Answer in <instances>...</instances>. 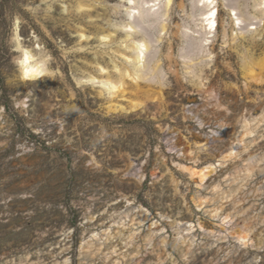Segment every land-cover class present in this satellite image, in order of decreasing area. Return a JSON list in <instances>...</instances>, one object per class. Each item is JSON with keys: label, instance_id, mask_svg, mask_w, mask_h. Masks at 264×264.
<instances>
[{"label": "rangeland", "instance_id": "obj_1", "mask_svg": "<svg viewBox=\"0 0 264 264\" xmlns=\"http://www.w3.org/2000/svg\"><path fill=\"white\" fill-rule=\"evenodd\" d=\"M215 1L217 29L204 40L197 0H170L167 7L162 0L160 17L147 30L138 92L127 78L121 93L90 76H98L97 63L111 77L117 75L114 64L123 66L117 50L125 38L119 27L127 22L128 0H0V264H51L65 256L70 264H81L78 253L89 231L108 224L127 199L148 208L154 219L162 213L200 221L207 230L220 228L193 206L197 179L177 162L190 164L194 153L199 164L215 162L218 151L235 139L240 119L256 117L264 107V65L256 69L261 84L242 67L249 60L264 62V0ZM231 4L241 29L233 28ZM102 33L113 40H99ZM23 48L52 58L48 76L23 79L18 62ZM202 85L218 94L221 108L208 103ZM259 133L263 136L244 157L264 151V121L253 137ZM166 137L176 148L170 149ZM203 139L216 148L201 150L196 145ZM132 163L138 165L129 171ZM224 169L212 177H222ZM261 183L264 171H257L244 190ZM250 193H238L236 199H245L236 205H251L247 216L254 222L264 213V195ZM165 226L171 256L161 264H171L178 248ZM254 237L264 241V223L256 225ZM234 241L229 236L204 249L195 245L184 264H209ZM121 242L113 238L108 245L124 251ZM262 244L245 249L236 264H264ZM141 253L140 264H152V246ZM92 262L102 264V255ZM216 264H225L224 258Z\"/></svg>", "mask_w": 264, "mask_h": 264}, {"label": "bare ground", "instance_id": "obj_2", "mask_svg": "<svg viewBox=\"0 0 264 264\" xmlns=\"http://www.w3.org/2000/svg\"><path fill=\"white\" fill-rule=\"evenodd\" d=\"M169 2L170 0H167L166 7ZM161 3L162 0H137L136 2L128 0V3L126 2L128 5L124 9V12L127 22L122 24V27H119V31H123L125 38L120 41L119 49L117 50L119 56L123 59V66L118 67L117 64H114L113 68L115 69L113 70L117 71V75L116 77H111L106 71L105 66L97 63L96 67L99 71L98 76H96L97 79L90 76L93 83L108 82L115 90L124 93L128 87L125 80L129 78L134 80V91L136 93L138 92V80L141 76V69H143L142 66L145 62L146 51L149 46L147 30H152L153 23H157L160 17ZM196 6L200 9L199 23L205 32V40V37L213 35L217 29L218 8L216 7L215 0H197ZM229 15L232 17L231 22L233 28L241 29L239 13L232 4L229 8ZM143 24L147 26L145 27ZM162 29H164V25ZM83 34L81 33V36ZM132 36L136 39H133L129 43L128 39ZM85 38H88V36H85ZM97 38L101 41H108L113 40V35L110 33H102ZM206 43L207 41H203L202 43L197 42L195 51L197 48L200 49L202 44ZM35 59L36 56L29 49H21L18 55V62L23 79L32 80L40 78H33ZM257 65L262 68L264 62L258 64L256 61L249 60L242 67L246 76L251 81L261 84L259 82L263 81V78L261 71L256 70ZM134 83L131 82L129 85H134ZM202 87L204 88L203 92H205V96L209 97L208 103L213 102V105L221 108L222 104L218 94L204 85ZM263 121L264 107H262L258 116L249 119L248 117L240 119L239 130H237L235 139L229 147L218 151V158L215 159V162L206 161L203 164L197 163V160H195L196 153L192 155L194 152L193 149L188 150V154L192 155L190 159L194 158L192 159L193 161L189 162L190 164L177 162L179 170L188 173L191 179H197V189L192 196L193 206L203 210L209 218L219 221L220 228H210V230H207L200 221L195 224L192 221L178 220L177 217L168 219L170 218L169 215L162 213L159 214V218L154 219L155 215L148 208L142 205H135L134 199H127V204L124 209L119 211L115 216H112L108 224L104 225L103 228L100 226V229H92L89 231L87 239H84L80 245V253H78L81 264H95L92 260L99 255L103 257L102 264H140L141 257H143L141 252L147 246H152L154 259L152 264H161L167 259V256H171V253L168 252V238L164 235L166 232L164 231L166 224L172 229V244L178 248V257L177 259H172L171 264H184L187 262L193 257V251H196L194 249L195 245H198V247H195L196 249H204L206 246H211L214 241L229 236L235 240L233 245L230 249L226 250V253L220 256L217 254L209 264H216L221 258H224L225 264H236L239 263L240 257L245 252L244 250L249 246L255 245L257 248L263 246L262 243L264 241L261 237H258L256 242L254 228L258 223H264V213L259 215L256 221L250 222L248 221L247 210L249 207L252 208V206L250 205L245 208L242 204L236 205L240 200L243 201L245 199V197L243 199H236L238 193L245 194L246 196L251 192L250 196L255 193V197L264 195V183L253 188V190H248V188L244 190L252 177L257 175V171L258 173L264 171V151L262 150L253 159H251L250 155L244 157L243 154L250 146L252 147V143H255L256 138L263 136V133H259L256 137H253L257 126ZM248 137L252 138L246 140ZM166 140L168 141L170 149L176 148V145L171 141V137H166ZM214 141L216 140L212 139V142ZM207 144L208 140L203 139L196 146L201 150H205V152L211 147L216 148V145ZM134 165L138 164L132 163L129 171L134 168ZM218 167L219 169H217ZM222 168H225V173L222 177H212L213 173H216ZM135 170L133 173H130L137 175L138 172ZM139 173L141 176L142 173ZM152 174L155 175V172H152ZM155 177L157 178L158 175H155ZM171 180L177 186V180L172 175ZM226 202L230 203V209H227L226 205H224ZM199 229H202L201 233L205 238V242L202 244L196 241L200 234ZM197 231L198 233H195ZM210 237L212 239H209ZM215 237L216 239L214 240L213 238ZM113 238H119L123 242V246L126 247V250H120L118 252L120 248L116 249V246L113 244L108 245V241H111ZM213 260H215L214 263H212ZM51 264H70V260L65 256L62 260L55 259Z\"/></svg>", "mask_w": 264, "mask_h": 264}, {"label": "clouds", "instance_id": "obj_3", "mask_svg": "<svg viewBox=\"0 0 264 264\" xmlns=\"http://www.w3.org/2000/svg\"><path fill=\"white\" fill-rule=\"evenodd\" d=\"M50 56H38L35 59V70L33 78L48 76V65L51 62Z\"/></svg>", "mask_w": 264, "mask_h": 264}]
</instances>
